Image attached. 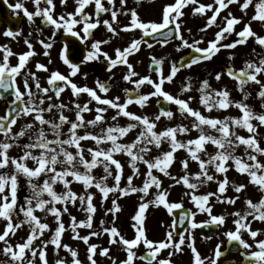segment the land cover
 Here are the masks:
<instances>
[{
	"label": "snow or ice",
	"instance_id": "6c2138e0",
	"mask_svg": "<svg viewBox=\"0 0 264 264\" xmlns=\"http://www.w3.org/2000/svg\"><path fill=\"white\" fill-rule=\"evenodd\" d=\"M67 0H61L66 4ZM141 0H137L139 4ZM35 11H29L22 0H18L9 8L14 10L18 16L23 17L31 24H35V18H40L42 24L53 28V36L63 31L70 36L77 37L81 42L88 44L89 38L92 42L81 63L99 62L103 57V62L107 64V70L112 71L118 64L127 66V73L123 79L134 85L132 89H124L126 98L121 102V98H107L99 93L107 94L112 87L108 81L101 82L97 79V88L88 86H78L68 76L59 71H51L47 83L50 87H42L35 73L30 70L25 71L30 58L36 55L30 40L25 39L28 51L18 55V63L12 65L9 57L14 55L7 45H0L4 55L0 61V101L7 100L6 93L12 96L7 102L6 114L0 116V134L4 139L0 140V220L5 224L0 232V242L4 247L0 249L7 261H0V264H36L37 259L40 264H50L47 258V249L53 246L56 253L54 264H69V261L60 258L61 249L67 251L71 256L70 264H82L78 257V251L68 244L62 243V235L65 233V224L62 217L68 214L71 220L69 229L74 234L73 238L82 241L87 245V259L89 264H97L94 258L97 254L98 246L91 244L90 239L101 235V231L93 230L88 235H80L77 231L80 227L93 229V215L97 208L93 203L94 193L90 191L93 187L102 195L103 200L109 198V194H116L120 197H129L132 194H138V207L135 215L132 217L135 224V236L127 239L120 234L117 227H103L106 221L101 220L102 232L110 233V244H120L126 252V258L119 261V264H134L136 259L145 261L146 264H174L173 257L183 253L182 246L186 243L185 232L188 233L187 248L193 254V264H205V259L210 260V264H218L220 258L227 254L222 252V244H217L214 250V256L203 258L197 251L193 230L205 225L223 226L226 222V216L223 214H213V206L209 204L210 198L215 197L218 202L235 205L241 195L247 193L249 185L255 186L261 193L257 202L251 198L244 201L245 209L237 210L230 215L234 218V230H228L224 233L229 244L234 242L238 245L241 255L248 264H264V229L253 230V222L264 223V146L261 145V136L259 128L264 127V111L256 112L246 101L251 93L247 91V86L258 85L257 96L264 101V56L255 53L259 58L256 60L246 59L243 66L237 70L234 66L227 68V76L236 81V88L242 94V100L231 99V93L226 85L220 89L213 88L210 80L204 78L199 81V86L195 87L198 98L189 95L187 99L174 96L164 90L165 83H172L182 69H191L193 66L211 61L221 49L232 50L238 45H244L249 38H254L257 45L264 48V36L259 35L252 28L251 23H245L240 31L235 30V26L241 23V19L232 15L229 11L228 16L223 17L224 26L215 34V38L207 42V47H200L201 40H193L189 43L181 33V17L184 16L183 9L189 5L193 6V15L204 16L206 12L211 11L212 15L207 18L204 32L217 22L222 10L228 9L229 5L239 4L240 10L247 14V10L252 7L253 15L251 21L264 24V0H214V3L203 4L199 0H175L164 6L162 16L159 21H143L138 16L135 8L127 12H118L112 7H105L101 0H76L78 7L72 13L54 14V0H32ZM95 5V19L89 15L85 9L88 5ZM109 5H114L115 0H108ZM126 0H120V9L123 10ZM101 13H110L109 19H101ZM119 14L128 16L130 14V23L117 30L113 24L118 23ZM101 24L106 27V32L111 35L106 39H95L94 30ZM77 25H81L79 31L75 30ZM140 30L139 38L133 37L131 41L122 50L115 49V58H112L108 52L102 51V44H109L113 39L119 38L120 31L132 32ZM35 31L42 33V28L37 26ZM191 30H189L190 32ZM235 32L237 39L230 43H223L228 36ZM5 37L13 39L22 35V30H13L8 28L4 31ZM157 37V43L164 45L172 39L179 40L177 50L191 49L189 60L187 62L173 61L171 63L170 73L164 75L159 68L156 69L158 81L153 80L151 76L139 77L129 62V57L140 51L142 45L149 49L153 44L149 43L147 38ZM162 38V39H159ZM39 43L44 48V55L48 56V50L52 48L51 37L49 42L45 43L43 39ZM61 59L63 63L71 69L70 75L75 77L79 72L80 65L69 60V45L63 44L61 49ZM228 59L235 60L234 54H230ZM49 63H52L49 60ZM152 64L162 65L163 61L155 57L152 58ZM37 69L48 71L43 63L36 65ZM151 68V65H150ZM224 72H216L214 78L217 82L222 80ZM212 76V73H209ZM20 77L23 82V90L17 82ZM134 77H139L133 79ZM86 78V74H85ZM30 81H35V91ZM62 82V83H61ZM145 84L152 87V91L147 94L141 93V88ZM71 89L74 97L81 98V94H87L89 99L86 103H74L72 110L75 112V119H69L64 114L68 105L63 102H53V96L59 100L61 94L66 88ZM194 85L192 77H185L181 85V92L188 93L193 91ZM152 97L157 98L159 104L161 100L169 105H175L181 116L190 118V126L183 123L176 126H165L162 130L157 129V124L162 118L171 121L174 113L170 108L161 107L159 113L154 117L148 115H139L129 111V105L137 104L141 108L145 107ZM47 100V105H46ZM196 101L202 106L208 114L202 113L198 108H193L191 104ZM93 102L96 103L95 109L89 107ZM46 105V106H45ZM231 107L239 109L241 115H227L223 118L213 117L211 113L216 110H228ZM264 109V103L261 104ZM109 109L115 112L111 117L114 123L109 126L101 127L99 133H93L91 128L102 126L106 120L105 113ZM58 113L57 119H49L46 114L53 111ZM95 111L93 119H85V113ZM20 127L19 131H14V126L22 118L27 121ZM119 118H127L125 126L118 122ZM255 122V123H254ZM68 125L67 131L64 126ZM139 129L135 138L130 142H124L121 138L128 136L133 130ZM197 131L195 138L186 141L178 139V134H187L191 131ZM241 130H246L247 135L240 134ZM26 138L27 142H23ZM91 140L93 147H85L82 142ZM167 144L168 149L163 150L162 145ZM104 145H110L104 147ZM208 146L213 147V152H208ZM17 147L21 149V154L11 156L10 149ZM243 147V154H237V150ZM153 149L157 155L153 156ZM183 149L188 154L187 158L180 160L183 174L179 177L173 176L169 168L176 160V153ZM87 153V155H86ZM126 154L132 174L128 175L126 183L121 186V180L124 176V166L120 160L116 159V154ZM29 161L32 162L29 166ZM196 162L199 171L195 174L189 172V164ZM231 162V163H229ZM146 166V178L142 187H137L133 183V178L140 175L138 164ZM241 176L247 177V183L230 184L228 172L230 168ZM102 168L103 175L97 177L93 170ZM162 173L174 181L168 189L162 187V180L158 175ZM223 177L220 179L219 177ZM23 177L27 181L30 193L24 197V203L18 204V191L20 188L19 180ZM111 177L113 185H108V178ZM43 178V179H41ZM74 182L81 183L84 194L78 195L73 191L71 185ZM215 182L218 185L216 192L207 194H196L200 187ZM62 185L61 190L56 186ZM177 185L184 186L186 191L184 196L190 197L196 208L178 213L179 224L183 225L185 221L191 220L189 228L177 232V219L174 218L169 230L166 232L163 241L154 242L147 238L145 231L146 212L150 205L159 208L163 206L167 213L173 214L174 210L182 209V202L169 201V189ZM155 187V195L151 200H146L149 195V189ZM229 186L234 190L235 197H222ZM117 199L112 200V206L106 209L105 216L109 213L113 215V225L115 224L116 213L121 210ZM79 203L80 209L86 214V219L77 222L76 217L70 213V205L76 206ZM37 210L44 213L45 216L51 215L56 223L53 230L49 224L42 222L38 216ZM198 213H206L209 219L203 223H197L195 217ZM22 214V218L21 217ZM27 226L29 232L26 238H21V242L12 244L9 241L17 235V230ZM46 230L50 233L49 239H42ZM247 234L252 243L243 239V234ZM178 236V241L175 237ZM36 241H40L37 246ZM141 243L147 251L144 255L137 256L133 249ZM169 249L168 257L158 259L161 250ZM110 250L105 247L99 252V255L109 256ZM112 264H117L115 259ZM225 264H233L232 261H226Z\"/></svg>",
	"mask_w": 264,
	"mask_h": 264
},
{
	"label": "flooded vegetation",
	"instance_id": "af4514ba",
	"mask_svg": "<svg viewBox=\"0 0 264 264\" xmlns=\"http://www.w3.org/2000/svg\"><path fill=\"white\" fill-rule=\"evenodd\" d=\"M17 2L18 0H0V45H7L11 49L14 55H11L9 57V62L12 65H16L18 63V55L23 54L24 52L29 50L25 44V39L30 40L36 55L29 59L25 71L30 70L31 72L35 73L42 87H50L47 83L50 72L51 71L60 72L61 65H66L63 63V60L61 59V49L63 47V44L68 43L69 45V56L74 55L77 58H81L86 54L88 47H90L92 38H89L88 44L86 45L85 43L81 42L77 37L70 36L69 34L63 31L53 36V28L49 25L42 24L40 18H35V24H31L27 20V18L23 17L22 13L20 14V16H18L14 10L9 8V5H14ZM22 2L29 9V11H35L32 0H22ZM101 2L104 4L105 7H112L113 10H117L118 12L121 11L127 12L130 9L135 8V10L138 13V16L143 21H149V20L159 21L161 19L162 10L164 6L170 3H174L175 0H141L139 4H137V0H126V5L123 10L120 9V0H115L114 5H109L108 0H101ZM242 2L243 0H241V3ZM199 3H203L207 5L210 3H214V0H199ZM54 4H55L54 14L57 16L63 13H72L75 11L76 7H78L76 0H67L66 4H62L61 0H54ZM85 11L92 16L93 20L95 19L94 4L88 5ZM229 11L232 12L233 16L241 19V23L235 26L236 31L242 30L245 23L250 22L253 30L257 32L259 35L264 36V24L251 21L250 19L251 16L253 15V8L250 7L247 10V14H245V12H242L240 10L239 4L229 5L228 9L222 10L220 16L217 17L216 24H214L210 28H207V30L204 32H201L200 29L206 27L207 18L212 15V12L208 11L204 16H200L198 14L194 16L193 6L189 5L183 9V12L185 14L183 17H181V21H180L181 33L183 34L185 39L189 40V43H192L193 40L202 39V43L199 46L202 48L207 47V42L214 39L215 34L220 30V27L224 26L223 17L228 16ZM101 19L110 20V13H101ZM130 19H131L130 14L128 16L119 14L117 17L118 23L113 24V27H116L117 30L119 31V29L122 28L124 25L130 23ZM217 25H219L220 27H218ZM37 26L42 28V33L35 31V28ZM81 27H82L81 25H77L75 30L79 31ZM8 28H12L13 30H22V35L16 39L5 37L3 33ZM189 30L191 31L189 32ZM110 35H111L110 33L106 32V27L103 24H101L96 30H94L95 39H106ZM140 35H141L140 30H133L132 32L120 31L119 38L113 39L112 42L109 44L106 45L102 44L101 46L102 51L108 52V54L112 58H115L116 48H120L122 50L124 47L127 46V44L131 41L133 37L139 38ZM50 37L53 46L51 49L48 50V56H45L44 55L45 50L42 47V45L39 43V41L43 39L45 43H47L49 42ZM147 39L149 43L153 44V47L149 49L146 45H142L139 52H136L129 57V62L133 65L134 70L138 74H140L141 77L151 76L152 79L156 78L157 68H159L160 71L166 76L170 73L171 63L173 61L180 62L183 59L189 58L190 53L192 52L191 49H187V48L178 51L177 45L179 44V40L177 39H172L169 43L164 45L157 43L158 38L155 36ZM236 39L237 36L235 35L234 32L231 36H228L227 39L223 41V43H230ZM254 48L256 54H260L261 56H264V48H261L259 45H257L254 38H249L246 44L238 45L235 49L232 50L221 49V51L211 61L193 66L191 69H182L181 72H179L177 76L174 78V81L177 82L180 81L183 83L185 77H192V83L194 85V88L192 91L193 94L191 96L198 98V93L195 91V87L199 86L200 80L204 78H208L213 88L220 89L223 85H226L231 93V99L242 100L243 96L236 88V81L230 79L227 76L226 72L229 66H234L235 69L239 70L243 66V63L246 59H253V60L258 59L259 57L256 54H253ZM147 54H154V57L158 60H162L163 64L154 66V64H152V59L147 60V58L145 57ZM230 54H234L236 59L230 61L228 59ZM3 55H4L3 50H0V61H2ZM49 60H51L52 63H49ZM39 63H43L47 67L48 71L37 69L36 65ZM79 65H80V69L75 77H72L69 74V72L68 73L60 72V73L65 76H68L78 86L86 85L91 88V84H92L94 88V86H97L96 84L97 79H99L101 82L108 81L112 85L110 90L115 89L119 94L124 95L125 97H126V93L124 89L134 88V85L132 83L127 82L123 79L124 75H126L127 73L126 65L118 64L115 68L112 69L111 72H109L107 70V64L103 62V57H101V61L99 62H89L87 64L80 63ZM66 67L69 68L68 70H71L68 65H66ZM216 72L225 73L222 76V80L220 82H217L214 78ZM209 73H212V76H209ZM85 74H86V78H85ZM137 78L139 77H134L133 79H137ZM17 82L20 85L21 89L23 90V82L20 77L17 78ZM30 83L32 84L33 90L35 91V81H30ZM170 84L171 83H168V86H170ZM152 90L153 89L150 85L145 84L144 86H142L140 91L143 94H147ZM247 91H249L251 95L249 96L246 103H248L256 112L264 111V109L261 108V104L264 103V101H262L257 96V92L259 91V86L249 85L247 86ZM64 92L67 95L69 94V99L72 100L73 104L76 102L84 104L89 99L87 94H81V98L77 99L76 97H74L70 87L66 88ZM64 92L61 94V97L63 96ZM5 95L7 96V100L0 101V116L6 114L7 102L12 99L11 95L7 93ZM48 95L53 96V102L55 101L56 103L63 102V100L62 101L57 100L52 92H49ZM67 101L69 100L67 99ZM46 105H47V100H46ZM162 106L165 108H170L173 111L175 117L181 116L175 105H169L166 103V106L165 105ZM154 107L156 108V111L159 113L160 107L159 104L157 103V98L154 99ZM199 110L204 114H208L206 110L200 105H199ZM227 115L239 116L241 115V113L239 109L235 107H231L228 110H223V111L214 109L211 113V116L220 117V118H223L224 116ZM28 120L31 121V118ZM89 130L91 131V127ZM259 132L261 136L264 137V127L259 128ZM261 145L264 146V139H261ZM237 154L239 155L243 154V147H242V152L238 151ZM261 159L264 160V157H261ZM243 178L245 179L243 183H247V177L244 176ZM253 187L254 186L252 185L248 186L246 194H248L249 198L255 195V191L252 189ZM259 194L261 193L259 192ZM211 202L212 201H209L210 205ZM216 208H217L216 206H213V214H223L226 216V220L233 221L234 218L230 215V213L237 210L243 211L245 209V204L244 202L242 203L239 199L235 204L234 209L225 211L224 206H222L220 212H217ZM203 214L207 216V219L203 221L206 222L209 219V217L206 213ZM226 224L228 225L229 223L227 222ZM231 226L233 227L234 225L231 224ZM211 227L212 230L216 231V233L210 237H205L203 235H200L202 240L201 248H203L202 251L203 253H206L208 251V247L212 248L213 250L212 256H214V250L216 249L217 244H222L221 251L224 252L227 247L228 239L224 235L225 233L224 226L211 225ZM251 227L253 228V230L264 229V223L253 222L251 224ZM220 232L222 234H220ZM186 234L187 232H185V236ZM259 238L264 239V236H261ZM175 239L178 240V236H176ZM243 239H245V234H243ZM153 241L155 242V239ZM247 241L249 243H252L250 239ZM186 242H188L187 239ZM134 249L135 250L140 249V245ZM146 251L147 250H141V252L136 251L137 256L144 255ZM188 251L190 252L189 248ZM203 258L204 257H202V259ZM158 259H160V253L158 255ZM226 261H232L234 264H248L246 263L247 261H245L244 257L240 253V250L238 249L237 251H234L229 255L221 257L218 264L225 263ZM134 264H146V262L136 259L134 261ZM153 264H155V262H153ZM174 264H179V263L174 262ZM180 264H193V259L185 260ZM205 264H210V260L205 259Z\"/></svg>",
	"mask_w": 264,
	"mask_h": 264
},
{
	"label": "rangeland",
	"instance_id": "374dc122",
	"mask_svg": "<svg viewBox=\"0 0 264 264\" xmlns=\"http://www.w3.org/2000/svg\"><path fill=\"white\" fill-rule=\"evenodd\" d=\"M147 58V60H150L154 57V54H147L145 56ZM69 68L66 67V65H61L60 68V72H66L69 74L71 73V70H68ZM139 77H141V75L139 74ZM262 80H264V76H262L261 78ZM153 80H157L158 81V76L156 78H153ZM92 83V81H91ZM181 85L182 82H177L174 81L173 83L170 84V86H168V83L166 82L164 87V90L168 91L169 93L174 94L175 96H179L180 98L183 99H187L189 95H192L193 92H188V93H182L181 92ZM91 88H93L92 84H91ZM97 86H94L93 89H96ZM154 90V89H153ZM98 94L105 96L107 98H114L116 96H119L121 98V102H123L125 100V96L119 94L115 89L110 90L107 94L104 93H99ZM67 99L69 101H67ZM154 99H156L155 97H152L149 101V103L141 108L139 105L137 104H132L129 105V111L135 113V114H139V115H148L150 117H154L156 114H158V112L156 111V108L154 107ZM65 102L64 104L68 105V109L65 110L64 114L66 116L69 117V119H75V112L72 110L73 108V102L72 100L69 99V94L67 95L65 92L63 94L62 97L59 98V101ZM56 102V101H55ZM58 103V102H57ZM96 103L93 102L91 105H89L90 108L95 109L96 107ZM191 106L193 108H198L199 109V105L196 101H194ZM85 119H93L95 116V111L90 112V113H85ZM115 115V112L111 109H109V111L107 113H105V117L106 120L104 123H109L112 124L114 123L113 121H111V117ZM47 118L49 119H57L58 117V113L54 110L52 113L46 114ZM30 119V118H28ZM26 122H30L29 120L25 121L23 118L21 120L18 121L17 125L14 126V131H19L20 127L23 126L24 123ZM118 122L120 123L121 126H125L127 123V118H119ZM183 123L185 125L190 126V118L184 117V116H180V117H175L171 120L168 121L165 118H162L161 121L157 124V129L158 130H162L166 125L167 126H176L177 124ZM68 128V125L64 126V131H66V129ZM139 131V129L133 130L128 136L121 138L122 141L124 142H130L132 141L137 132ZM94 133V132H93ZM240 134H244L247 135L246 130H241ZM198 135L197 131L193 130L190 133L187 134H178V139L180 140H188V139H192L195 138ZM4 137L2 134H0V140H3ZM23 142H27L26 138H22ZM85 147H93L94 146V142L91 140H88L86 142H82ZM109 145H104V147H108ZM163 150H167L168 149V145L167 144H163L162 146ZM242 152V147L240 149L237 150V152ZM208 152L212 153L213 152V147L212 146H208ZM9 154L11 156H18L21 154V149L14 147L12 149H10ZM87 155V153H86ZM152 155L155 156L157 155V151L155 149H153ZM176 155V160L174 162V164L169 168L170 173L173 176H177L179 177L180 175L183 174L181 165H180V160L187 158V153L185 152V150L180 149L178 150V152L175 154ZM116 159L120 160L121 164L124 166V176L122 177L121 180V186H124L126 183V177L128 175L132 174V169L130 167V163L128 161V158L126 156V154H116L115 156ZM231 163V162H229ZM32 162L29 161V166H31ZM139 170H140V175L136 176L133 178V183L135 186L137 187H142L143 186V181L146 178L145 174H146V166H144L142 163L138 164ZM154 174L158 175L159 178L162 180V187L165 189L169 188L170 184H174V181L170 180L168 177H164L162 173H157L156 170H153ZM199 171L198 168V164L196 162H191L189 164V172L192 174H195ZM93 174L97 177L103 175V170L102 168H97L93 170ZM228 178L230 181V184L233 182L236 183H240L243 181H245V179L243 178L244 176H241L240 174H238L234 167L229 169L228 172ZM220 179H222L223 177H219ZM43 179V178H41ZM20 183V188L18 191V194H20L21 191H24L23 194H20L21 196H25L28 195L30 193V189L27 186V181L25 178L21 177L19 180ZM113 180L111 177L108 178V185L112 186L113 185ZM73 191H75L78 195L84 194V189L81 183L78 182H74L71 185ZM57 190H61L62 189V185H57L56 186ZM218 188V185L215 182H210L208 185H204L202 187L199 188V190L196 192V194H201L202 192H204L205 194H207L208 192H216ZM255 191V195L253 197H251V199L254 202H257L260 197L261 194H259L258 189L254 186L252 188ZM90 191L92 193H94V197H93V203L95 205V207L97 208V212L93 215V229H88L85 227H80L77 229V231L79 232L80 235H88L91 231L96 230V231H101V235L96 236V237H92L90 239V243L91 244H96L98 246L97 248V254L95 255V259L97 260V264H112V260L115 259L117 261V264H119V261L123 260L126 258V252L124 251V248L122 245L120 244H116V245H112L109 243L111 236L110 233H104L102 232V226L100 224L101 220H105L106 223L105 225H103V227H111V226H115L117 227L118 231L120 232L121 235H123L125 238L127 239H132L135 236V229L133 228V224L136 223V221H134L132 219V217L135 215L137 207H138V194H132L129 197H120L119 199H117L116 194H109V198L107 200H103L102 199V195L98 192L97 189H95L94 187L92 189H90ZM186 191V188L184 186H180L177 185L175 187H172L169 189V201L170 202H182L183 207L189 208L192 211H196V208L194 207L193 202L191 201L190 197L188 196H184L183 193ZM252 194V193H251ZM155 195V187L153 186L152 188L149 189V195L148 197H146V200H151L154 198ZM222 197H235V193L234 190L231 188V186H229L228 190L224 193L221 194ZM244 198H249L248 194L245 195H241L240 196V201L243 203L244 202ZM113 199H117V203L121 206V210L116 213V219H115V224L113 225L111 222L113 221V215L111 213H109L107 216H105V212L106 209L112 206V200ZM211 205L216 206L217 208V212H220V210L222 209V206H224L225 211L226 210H230V209H234L235 205H229L227 203H221L218 202L217 199L215 197H211L210 198ZM24 200L22 198V200H20V202L18 201V204H23ZM70 207V213L72 216L76 217L77 222L81 221V220H85L86 219V214L80 209L79 207V203H77L76 206H69ZM215 211V212H216ZM38 216L41 217L42 222L48 223L49 224V228L51 230L54 231L55 227L57 226L56 223L54 222V219L51 215L45 216L44 213L39 212V210H37L36 213ZM146 224H145V231H146V236L149 239H155V242H159V241H163L165 239L166 236V232L167 230H169V226L172 224L171 222V214L167 213L166 209L163 208V206H160L159 208L156 207H152L150 205L149 209L146 212ZM22 218V214L21 217ZM64 224H65V233L62 235V243L63 244H68L70 245L72 248L76 249L78 251V257L81 260L82 264H89V261L87 259V245H85L82 241L78 240V239H74L73 236L74 234L72 233V231L69 229V224L71 223L70 217L68 214H65L62 217ZM207 219V216H205L203 213H198L195 217V221L197 223H200L202 221H205ZM229 223L228 225L226 223ZM231 224H233L232 221L230 220H226L225 224L223 225L225 228V232L228 230H234V226L232 227ZM5 224L2 220H0V232H2V230L4 229ZM29 232V229L27 226H24L21 230H17V235L15 237H12L11 240L9 241L12 244H16L18 242H21V238H26L27 234ZM222 232V231H221ZM220 232V234H222ZM186 239L188 237V233L186 234ZM192 237L194 239V244L195 247L197 249V251L202 255V257L206 258V257H213L212 256V248L208 247V251L206 253H203V248H201L202 245V240L200 237V234L198 232L197 229L193 230L192 232ZM50 238V233L46 230L45 235L42 239H49ZM245 239L249 240L248 235L245 233ZM188 241V240H187ZM36 245L38 246L40 244V241H36L35 242ZM187 242L185 243L184 246H182L183 248V253L180 254H176L173 257L174 262L177 263H181L185 260L191 259V253L188 251L187 248ZM4 247V244L2 242V247L1 249ZM109 248L110 250V254L109 256H102L99 255V252L102 248ZM134 251H139L141 252V250H147L146 247L143 245V243L140 244V249H133ZM168 253H169V249H165V250H161L160 252V259H164L168 257ZM60 258H64L67 259L69 261V264L71 262V256L70 254L61 249L60 253H59ZM47 258L50 262V264H54L56 257V253L53 251V246H49V248L47 249ZM8 258L5 257L2 253H0V261H7ZM181 261V262H178ZM36 264H40V261L37 259Z\"/></svg>",
	"mask_w": 264,
	"mask_h": 264
},
{
	"label": "water",
	"instance_id": "95a60500",
	"mask_svg": "<svg viewBox=\"0 0 264 264\" xmlns=\"http://www.w3.org/2000/svg\"><path fill=\"white\" fill-rule=\"evenodd\" d=\"M71 60H72L74 63H79V62L82 60V58H81L80 60H76L75 58H71ZM188 60H189V59H188ZM188 60H187V61H188ZM181 211H182V210H178V211H176V215H177V217H178V221H179L178 213L181 212ZM187 223H188V221H185L184 224L181 225V224H179V222H177V228H176V231H177V232H181V231H183L184 228L186 227ZM205 230H206V228L203 229V231H205Z\"/></svg>",
	"mask_w": 264,
	"mask_h": 264
}]
</instances>
